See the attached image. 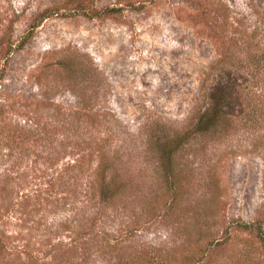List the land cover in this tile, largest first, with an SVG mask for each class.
<instances>
[{
    "label": "rangeland",
    "instance_id": "obj_1",
    "mask_svg": "<svg viewBox=\"0 0 264 264\" xmlns=\"http://www.w3.org/2000/svg\"><path fill=\"white\" fill-rule=\"evenodd\" d=\"M241 222L264 232V0H0V264H264Z\"/></svg>",
    "mask_w": 264,
    "mask_h": 264
},
{
    "label": "trees",
    "instance_id": "obj_2",
    "mask_svg": "<svg viewBox=\"0 0 264 264\" xmlns=\"http://www.w3.org/2000/svg\"><path fill=\"white\" fill-rule=\"evenodd\" d=\"M111 10H114V9H111ZM69 12H71V10ZM99 13L100 12L95 11L94 13H90V14L88 13V16L98 15ZM46 16L47 15H45V12H43V13H40L39 15H37L34 19L37 22L38 20L44 19ZM35 23H31L30 28L35 27ZM214 107L215 106L213 104H211L208 108H206V110L203 112V114L199 118V125L201 124L202 133H210V135H212L214 132H216V131H213V127L215 126L217 128V127L220 126L221 122H219L218 120L215 121L214 120L215 118L212 116V111H213ZM256 123H257V121H253L252 124H249V127L251 128V127L255 126ZM203 125L206 127L205 129H203ZM183 139H185V138H183ZM183 139L179 140V142L177 144L178 146L182 142L183 143L184 142H189L188 138H186L185 141H182ZM173 151H174V149H169L167 153H164V155L162 153V159L164 157V160H166V162H167V164L164 166V168L166 170L165 171V176H166V179H167V185H168L167 187H169L170 189H171V187L173 188L175 186L174 180L173 179L169 180V177H170V174H171V171H172V169L170 167H171L172 157H173V154H174ZM104 162H103V164H104ZM104 170H105V166L103 168V172H104ZM108 180L112 181L113 184H109L108 183L107 186L104 187V190L101 193V195H102L101 199L105 200V201H109L111 199V201H112L113 199H115L113 197L117 196L115 202H119L120 197L123 196V194H124L123 191H122V188H121L122 185L114 183L115 182V175H112ZM117 199H119V200H117ZM238 226L239 227L242 226L244 229H247L249 231L256 230V233L258 235H261V236L264 235V232L261 230V227L258 225V223L254 224V222H252V223H246V222L242 223L241 222V223L238 224ZM216 242H219V241H216ZM219 243H221V242H219ZM147 262H148V264H168L167 261L165 259H163L162 257H160V256H158V257L151 256L147 260Z\"/></svg>",
    "mask_w": 264,
    "mask_h": 264
}]
</instances>
